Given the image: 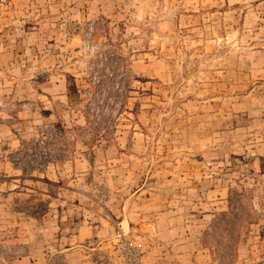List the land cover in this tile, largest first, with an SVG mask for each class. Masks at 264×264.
Listing matches in <instances>:
<instances>
[{
  "label": "rangeland",
  "instance_id": "obj_1",
  "mask_svg": "<svg viewBox=\"0 0 264 264\" xmlns=\"http://www.w3.org/2000/svg\"><path fill=\"white\" fill-rule=\"evenodd\" d=\"M0 264H264V0H0Z\"/></svg>",
  "mask_w": 264,
  "mask_h": 264
},
{
  "label": "trees",
  "instance_id": "obj_2",
  "mask_svg": "<svg viewBox=\"0 0 264 264\" xmlns=\"http://www.w3.org/2000/svg\"><path fill=\"white\" fill-rule=\"evenodd\" d=\"M231 195L228 199V209L226 211H221L213 219L212 225L214 229H218L220 233H225L228 231L232 235V240L235 232L237 231L240 224L244 221H252V212H254L252 206H249L244 199L246 198L244 192L231 191ZM252 211V212H251ZM237 236V234H235ZM234 236V239H236ZM220 237V236H219ZM232 246L229 244V249ZM232 251V250H231ZM231 252L230 255H232Z\"/></svg>",
  "mask_w": 264,
  "mask_h": 264
}]
</instances>
